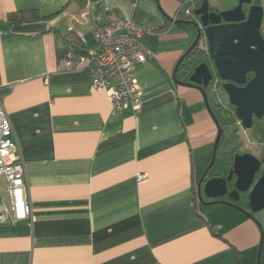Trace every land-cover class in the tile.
<instances>
[{
  "label": "crops",
  "instance_id": "1",
  "mask_svg": "<svg viewBox=\"0 0 264 264\" xmlns=\"http://www.w3.org/2000/svg\"><path fill=\"white\" fill-rule=\"evenodd\" d=\"M189 1L0 0V91L34 214L0 224V264H258L264 210L260 229L234 207L198 200L218 127L202 92L174 81L194 40L174 22ZM112 12L155 31L143 38L154 56L134 71L139 115L114 112L88 69L63 66L77 49L68 36L94 48ZM21 13L41 20L8 24ZM8 189L0 175V211Z\"/></svg>",
  "mask_w": 264,
  "mask_h": 264
},
{
  "label": "water",
  "instance_id": "2",
  "mask_svg": "<svg viewBox=\"0 0 264 264\" xmlns=\"http://www.w3.org/2000/svg\"><path fill=\"white\" fill-rule=\"evenodd\" d=\"M194 17L196 20L174 21L177 25H192L197 30L195 42L176 66L174 81L178 85L197 88L202 92L206 107L218 127L211 163L197 188L199 200L206 204L204 195L213 199L208 204L229 205L257 222L254 215L264 210V156L259 159L249 151L236 153L228 176H212L223 129L211 106L207 88L214 79V70L244 131L253 128L255 119L264 120V7L254 4L253 0H238L236 6L224 9L212 6L210 0H203L194 10ZM202 39L206 43L213 70L204 62L195 68L187 82L180 81L177 74L181 75V65L199 47ZM250 75L253 77L249 80ZM247 193L249 210L237 204L241 195ZM263 248L262 237L258 264H261Z\"/></svg>",
  "mask_w": 264,
  "mask_h": 264
},
{
  "label": "built area",
  "instance_id": "3",
  "mask_svg": "<svg viewBox=\"0 0 264 264\" xmlns=\"http://www.w3.org/2000/svg\"><path fill=\"white\" fill-rule=\"evenodd\" d=\"M193 3L194 0H190ZM190 6V4H188ZM180 15L193 17V7H183ZM155 31L135 24L118 13L108 14L103 26L96 27L92 49L70 50L64 60L65 71L88 69L93 87L108 94L114 112L131 108L139 115L142 113V92L134 76L137 64L154 56L143 43L146 35ZM49 77L45 78L47 82ZM0 175L9 183L11 206L0 211V224L10 219L14 222L31 220L33 209L28 197L26 185V162L19 154L18 142L4 107V95L0 91Z\"/></svg>",
  "mask_w": 264,
  "mask_h": 264
},
{
  "label": "rangeland",
  "instance_id": "4",
  "mask_svg": "<svg viewBox=\"0 0 264 264\" xmlns=\"http://www.w3.org/2000/svg\"><path fill=\"white\" fill-rule=\"evenodd\" d=\"M211 2V1H210ZM215 3L220 7V8H230L233 6H236L238 4V0H215ZM254 4H258L261 5L262 7H264V0H253ZM248 8V6H246V9ZM180 17H185L187 19H189V16L186 15H180ZM187 30L190 31L193 35V42L190 45V47L193 45V43L196 40L197 37V30L194 26L190 25V26H186ZM263 31H264V25H263ZM200 45H203V39L200 42ZM203 47H205V44L203 45ZM208 91L210 93H214V95L217 94V98L219 101H221V98L226 101H228V98L225 94V92L223 91V89H219L217 93L213 92V90H211V88L208 89ZM224 118H226L225 116L222 119V129H223V135H222V139H221V144H220V150L221 152H225V153H229L232 152L234 147L232 146V137L234 136V133L239 132L240 136H236L237 140H236V146H237V150H245V151H250L251 153L255 154V155H259L263 150L261 149V142L262 144L264 143L263 141V130L264 128H254L253 130L251 129L250 131H246L244 132V130L242 129V126L240 125L239 121L236 119H234V123H229L228 122H223ZM234 118V117H233ZM237 125L239 127V131L237 130V128L234 126ZM210 164V162H209Z\"/></svg>",
  "mask_w": 264,
  "mask_h": 264
},
{
  "label": "trees",
  "instance_id": "5",
  "mask_svg": "<svg viewBox=\"0 0 264 264\" xmlns=\"http://www.w3.org/2000/svg\"><path fill=\"white\" fill-rule=\"evenodd\" d=\"M203 2V0H200L198 2V6L201 5V3ZM186 7H190L188 4L184 6ZM41 20L40 16H38L36 13H26V14H10L8 16V24L9 25H20V24H28V23H34ZM68 40L70 41V43L73 44V46H75L79 52L83 53L84 50L81 47L80 43L78 42V40L75 39V37L73 35L68 36ZM208 63L209 62V56L206 50L202 49L201 47H197L195 48L190 54L189 56L185 59V61L183 62V64L180 67V73L182 75L183 78H185V80H188V77L191 75V73L195 70L196 67H198L200 64L202 63ZM211 65V62L209 63ZM215 100L214 97L211 98V100ZM216 108V114L217 116H219L220 114V110L221 107L218 105L217 103V107ZM237 119L236 117L233 118L232 120L226 119L223 120V122H228L229 123H234V121ZM236 132L234 133V136L232 137L233 140V151L229 152V153H221V151L218 150L219 156L217 157V161L211 171L212 176L213 175H218V173H226L228 171V167L229 164L228 162L233 158L234 154L237 151V146L236 144ZM263 136H264V130H263ZM264 141V138H263ZM236 146V147H235ZM217 173V174H216Z\"/></svg>",
  "mask_w": 264,
  "mask_h": 264
},
{
  "label": "flooded vegetation",
  "instance_id": "6",
  "mask_svg": "<svg viewBox=\"0 0 264 264\" xmlns=\"http://www.w3.org/2000/svg\"><path fill=\"white\" fill-rule=\"evenodd\" d=\"M198 2L199 1H197V0H194V2L193 3H188V4H190V6H192L193 7V20H196L195 19V17H194V10L196 9V8H198L199 6H198ZM213 6V5H212ZM215 7V6H214ZM178 13H180V11L178 12ZM190 18H192V17H190ZM205 44V47H203V45ZM203 45H199V47H201L202 49H204V50H206L207 51V46H206V43H205V41L203 40ZM211 62V65L209 64ZM208 64L211 66V68H212V70H213V63H212V61L209 59V62H208ZM213 73H214V79H213V81L210 83V86L207 88V93H208V96H211V97H214L215 98V100H214V103H215V105H214V108L215 107H217V103H218V105L221 107V109L222 110H220L221 112H220V114H219V116H217V114H216V116H217V118L219 119V121H220V123H222V119H223V117L225 116L226 118H224V120H226V119H229V120H232L233 121V117H235V108L229 103V101H226V100H224L223 101V99L221 98V101H219L218 100V98L216 97L217 96V94L216 95H214V93H210L209 91H208V89L209 88H211V90H213V92H215V93H217L218 92V90L219 89H222V82L219 80V78L217 77V74H216V72L213 70ZM253 76H249L248 77V79L250 80L251 78H252ZM227 96V95H226ZM228 98V97H227ZM236 128H237V130L239 131V127L237 126V125H234ZM254 128H264V120L262 119V120H257V119H255L254 120V123H253V128H252V130L254 129ZM244 132H246V131H244ZM236 135L239 137L240 136V133L239 132H237L236 133ZM233 143V142H232ZM233 145V144H232ZM236 147V146H235ZM237 148V147H236ZM261 149L263 150L259 155H256L259 159H261L263 156H264V143L262 144V142H261ZM242 151H245V150H237L236 151V153H239V152H242ZM250 152V151H249ZM235 153V154H236ZM232 163H233V158L228 162V164H229V167H228V171H229V169H230V167L232 166ZM228 171L226 172V173H224V174H222V173H218V175H227L228 174ZM217 174V173H216ZM203 176V175H202ZM202 176H201V178H202ZM216 176V175H215ZM228 176V175H227ZM201 178H200V180H201ZM200 182V181H199ZM199 185V184H198ZM231 185H233V183L231 184ZM197 196H198V200L200 199L199 198V195H198V191H197ZM203 199H204V201H206V199H208V198H206L204 195H203ZM200 201V200H199ZM239 206H241V207H243L245 210H249V206H248V193L247 194H242L241 195V199L238 201V203H237Z\"/></svg>",
  "mask_w": 264,
  "mask_h": 264
}]
</instances>
